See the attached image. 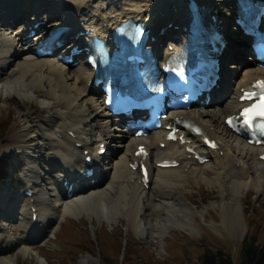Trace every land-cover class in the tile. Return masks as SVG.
Instances as JSON below:
<instances>
[{"label":"bare ground","instance_id":"1","mask_svg":"<svg viewBox=\"0 0 264 264\" xmlns=\"http://www.w3.org/2000/svg\"><path fill=\"white\" fill-rule=\"evenodd\" d=\"M195 1L211 13L218 9L228 44L219 56L220 79L217 82L218 88L211 91L213 101L176 114L177 120H193L218 142L219 149L210 152L197 138L187 136L192 139L191 144L195 145L196 150L205 151L210 156V160L203 164L194 163L188 157L185 146L164 142L165 131L162 129L141 138L128 136L118 130L119 125L108 117L102 107L98 88L88 86L92 73L86 65L78 63L74 67L71 63L57 60L54 55L35 54L32 47L36 45L42 31L35 34L28 43L23 42L29 26L41 21L47 22L48 19L50 23L46 28L68 26L74 32L88 31L86 35L73 38L61 49L67 51L74 43L82 45V41L90 34L101 33L105 37L107 31L123 18L129 17L154 31L158 47L164 37L181 33V27L174 30L173 26H182L183 19L179 16L187 13V0H0V96L11 98L10 92H14L16 96L27 99L38 97L41 99L40 105L48 112L46 116L26 123V133L31 135L26 142L31 144L25 146V151H21L27 166L22 169L20 181L24 192L31 191V195H24L27 208L21 205L16 218L24 233L36 236L43 234L50 222L67 214L76 217L82 212H94L98 219L111 222L122 211L136 226L141 223L143 227L138 232L145 235L147 228L142 215L145 206L150 203L151 210L156 211L153 227L157 235H161L168 225H184L183 218L193 213L194 209L188 202L179 203L176 208H172L174 206L171 207L170 202H165L171 199L170 194L176 189L177 181L174 179L185 177L191 170L200 179L216 183L221 191L230 188L232 197L234 194L239 197L250 187H255L257 192L264 190V161L257 159L264 154V146H250L238 138H232L223 124V119L241 105L236 101L239 89L257 76L264 75V69L230 52L229 48L232 47L238 48L239 52H249V47L236 41L238 39L234 28L230 20L225 19L227 11L224 12L225 18L222 17V9L225 7L224 2H221L223 0ZM173 9L179 12L175 14ZM16 23H20L18 28H14ZM169 24L171 26L167 27ZM163 26L167 27L165 32L158 34ZM62 37L66 38L64 35ZM169 47L170 44H165L158 48L163 55H167L171 53ZM224 58L231 62L225 63ZM8 73L13 76L12 80L2 81V75ZM52 98L56 99L54 105L49 102ZM126 139L128 143L124 144ZM115 140L118 142L115 150L109 148L101 158L95 157L92 176L81 177L82 151L87 149L93 154L98 144L104 143L107 147L109 144L110 147ZM160 141L165 143L164 148L157 146ZM137 144L146 145L152 154L147 187L139 181L137 171L128 168ZM163 159H175L180 164L168 169L155 167V162ZM186 167L188 169L184 172ZM208 168L213 175L207 173ZM90 178H94L92 183L89 182ZM77 180L78 185H81L67 194L64 181L76 183ZM85 182L87 184L83 185ZM152 197L157 201L151 203ZM230 201L236 205L238 198H229ZM221 209L222 212L226 211L227 216L233 210H228L223 202ZM177 212L181 215H177ZM227 216H223V222ZM25 242L19 246L20 251L27 255L31 249ZM2 250L0 247V253ZM0 264L16 263L13 257L5 256L0 257Z\"/></svg>","mask_w":264,"mask_h":264},{"label":"rangeland","instance_id":"2","mask_svg":"<svg viewBox=\"0 0 264 264\" xmlns=\"http://www.w3.org/2000/svg\"><path fill=\"white\" fill-rule=\"evenodd\" d=\"M18 24L14 28H18ZM229 49L236 57L250 60L248 51L239 52L236 47ZM2 76V81L13 78L10 73ZM10 93L11 98L0 96V127H7L0 139V170L3 169L0 173V247L3 249L0 257H13L16 264H106L124 259L128 264H197L202 248L208 246H220L234 262L238 260L245 237L255 236V244L264 246V190L257 192L255 187H250L239 197L236 194L232 197L230 188L221 191L216 183L200 179L193 170L187 173L186 178L174 179L177 181L176 189L170 194L171 199L165 201L170 202V206H174L172 208L188 202L194 209L193 213L183 218L184 225H168L161 235H157L153 227L156 211L151 210L150 203L145 204L142 215L147 228L145 235L138 232L143 227L141 223L136 226L122 211L111 222L98 219L94 212H87L88 215L82 212L76 217L67 214L50 222L45 234L24 233L16 218L21 205L27 208L20 181L22 169L27 166L21 151L31 144L26 142L31 138L26 133V123L44 117L48 112L40 105V98L27 99ZM55 100H49L51 105ZM127 143L126 139L124 144ZM116 146V140L110 147L108 144V148L114 150ZM206 171L213 175L210 168ZM229 198H238L236 205L234 201L229 203ZM154 201L157 199L152 197L150 202ZM222 202L228 210L233 209L229 216L226 211L222 212ZM225 215L227 218L223 222ZM23 242L31 249L27 255L20 251L19 245Z\"/></svg>","mask_w":264,"mask_h":264},{"label":"trees","instance_id":"3","mask_svg":"<svg viewBox=\"0 0 264 264\" xmlns=\"http://www.w3.org/2000/svg\"><path fill=\"white\" fill-rule=\"evenodd\" d=\"M7 129L5 125L0 127V139L4 131ZM3 169L0 170V173ZM7 174V173H6ZM2 175V174H1ZM255 236L245 237L240 246L239 257L235 264H264V246L256 245ZM197 264H234L230 254L219 247L202 248ZM106 264H128L125 259L121 262H110ZM142 264H148L146 262Z\"/></svg>","mask_w":264,"mask_h":264},{"label":"snow or ice","instance_id":"4","mask_svg":"<svg viewBox=\"0 0 264 264\" xmlns=\"http://www.w3.org/2000/svg\"><path fill=\"white\" fill-rule=\"evenodd\" d=\"M259 87H261L262 89H264V82H259ZM259 115H261V116H264V104H261L260 106H259ZM246 111H250V110H246Z\"/></svg>","mask_w":264,"mask_h":264}]
</instances>
